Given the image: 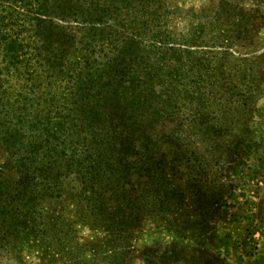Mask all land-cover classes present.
Listing matches in <instances>:
<instances>
[{"label":"trees","instance_id":"16d2710c","mask_svg":"<svg viewBox=\"0 0 264 264\" xmlns=\"http://www.w3.org/2000/svg\"><path fill=\"white\" fill-rule=\"evenodd\" d=\"M170 15L166 0H0V255L125 256L147 215L177 205L169 172L189 188L196 138L209 153L242 124L255 68L229 49L243 19L179 38ZM75 223L109 236L92 259L67 240Z\"/></svg>","mask_w":264,"mask_h":264},{"label":"rangeland","instance_id":"374dc122","mask_svg":"<svg viewBox=\"0 0 264 264\" xmlns=\"http://www.w3.org/2000/svg\"><path fill=\"white\" fill-rule=\"evenodd\" d=\"M166 11L171 14L169 27L179 38L203 22H210L208 32L216 26L231 35L243 19V38L230 46L229 58L232 66H254L252 78L244 82L254 97L242 124L228 125L224 140L212 137L209 153L196 138L198 161L193 179L186 181L189 188L169 172L171 180L166 182L179 183V189L175 197L171 190L167 196L177 205L166 204L164 211L147 215L128 254L116 260L102 254L103 260L90 264H264V0H166ZM10 81L6 86L17 89L23 83ZM65 185L80 189L73 178ZM65 201L74 218L76 204L68 195ZM107 239L103 229L82 223H75L67 237L88 260L93 248L104 250ZM0 264L65 262L39 248H24L18 255H0Z\"/></svg>","mask_w":264,"mask_h":264}]
</instances>
